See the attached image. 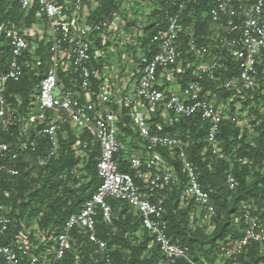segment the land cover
Masks as SVG:
<instances>
[{
	"label": "built area",
	"instance_id": "obj_1",
	"mask_svg": "<svg viewBox=\"0 0 264 264\" xmlns=\"http://www.w3.org/2000/svg\"><path fill=\"white\" fill-rule=\"evenodd\" d=\"M159 1L151 0V11ZM162 1L165 25L150 39L154 53L141 56L140 64L133 62L127 82L120 87H108L103 81L96 92L94 80L101 78L96 66L102 65L104 52L115 43L114 34L124 26L119 15L105 25L89 21L96 0H19L24 17L34 9V23L0 26L9 51L6 71L0 74V130L9 132L18 126L14 143L0 141V172L17 176L13 163L24 151L34 149L38 138L47 139L48 158L54 157L59 137L66 139L70 130L77 139L73 151L79 166L98 151L99 179L94 193L67 217L60 231L37 229L33 241L30 232L22 230L4 244L12 221L0 214V257L6 264H52L71 249L74 232L92 246L93 260L98 256L110 264L108 245L96 235L98 219L107 224L113 219L109 200L125 203L137 214L140 227L151 238L148 248H155L160 256L156 264L182 260L200 264L192 260L187 247L168 236L166 211L157 195L183 180L179 201L196 207L198 223L210 226L216 208L189 158L190 139L163 129L184 120L204 123V152L217 160L229 159L218 139L223 121L253 131L250 119L255 116L250 117L248 109L257 105L264 116V0H210L203 13L208 34L204 41L193 24L196 0ZM105 40L113 43L96 46ZM233 69L235 74H228ZM25 72L38 78L37 94L33 107L21 112L19 97L10 101L6 93L7 84L19 82ZM187 72L195 78L185 82ZM202 81L218 84L230 96L219 98ZM128 130L135 138L133 148L126 143ZM171 162L178 164V172ZM226 184L230 189L236 185L230 173ZM232 222L243 225L242 236L220 244L219 255L235 260L249 245L264 247V208L258 212L247 207ZM73 259L85 264L78 251Z\"/></svg>",
	"mask_w": 264,
	"mask_h": 264
},
{
	"label": "trees",
	"instance_id": "obj_2",
	"mask_svg": "<svg viewBox=\"0 0 264 264\" xmlns=\"http://www.w3.org/2000/svg\"><path fill=\"white\" fill-rule=\"evenodd\" d=\"M121 1L96 0L97 7L90 10L89 21L109 25L114 14L117 16L122 14ZM209 1L196 0L197 5L193 4L195 11L193 24L203 41L208 35L207 19L203 13L207 12L206 5ZM156 4V8L146 15L144 25L136 29L133 45L126 46L136 64L141 63V56L149 58L154 53L155 49L149 44L150 39L164 28V13L161 11V7L164 6L163 1L160 0ZM7 22L15 23L20 27L30 26L34 23V9L24 17L19 8V0H0V26ZM191 23L188 19L186 25L190 26ZM131 27H134L133 24H127V28ZM103 44L101 45L98 41L96 46L98 48L109 47L111 42L105 40ZM138 49L140 56H137ZM8 57L7 42L0 36V74L6 71ZM96 68L101 78L94 80L95 92L104 81L101 64ZM228 74H235V70L229 71ZM194 78L191 72H187L184 81ZM202 82L206 89L216 93L219 98L225 100L230 96V93L220 89L218 84ZM37 83L38 78L33 73L25 72L19 82L7 84L6 96L13 101V96L17 95L21 100V112L28 111L30 110L28 108L33 107L37 94ZM248 103L247 99L242 105L246 106ZM230 108V113L236 111L233 106ZM248 115L252 118L255 116V119H250L252 132L240 130L229 121H223L220 125L218 139L221 142V148L229 155L228 160H217L204 152L206 125L197 119L184 120L163 129V133L179 134L190 139L192 145L189 158L196 166L199 180L216 208V217L212 220V224L215 225L214 235L206 241L203 238L199 240L196 231L201 229L195 217L196 207L192 203L183 206L179 201L183 180L180 181L179 186L157 195L163 200L166 211L168 236L176 244L187 247L192 260L200 264H215L212 259L224 258L218 254L219 245L240 239L243 225H235L232 222L233 217L241 215L247 207L251 211L258 212L264 208V116L260 115L257 105L248 109ZM17 130L16 125L11 127L9 132L0 130V141L14 143ZM130 133V130L126 131V137ZM86 136L84 135L83 138H87ZM30 138H33L32 135ZM76 140L75 135L68 130L66 139L59 137V148L56 155L48 158L49 143L45 138H38L35 148L24 151L13 163L18 169L17 176L11 177L0 172V214L6 215L12 221L3 239L4 244L14 239L22 230L30 232L29 237L32 241V234L37 229L60 231L67 217L78 212L82 203L94 193L99 185V179L96 176L98 157L96 149L82 163L83 168L80 172L82 183L79 181L78 187H70L71 184L78 182L68 174L80 163L73 151ZM36 157L46 160L45 165L37 167V172H35V167L31 168L29 164V160L32 158L35 160ZM237 159H242L243 162H238ZM171 163L177 167L178 172V164ZM123 170L128 171L126 167ZM228 173L234 177L236 182L233 189L226 184ZM109 203L113 219L110 224L98 219L96 235L108 245L110 264H156L160 259L158 251L155 248H148L151 238L140 227L134 210L122 202L109 200ZM71 246L62 259L52 264H75L74 251L82 255V261L85 264H105L98 256L94 257V260L90 257L93 254V248L82 234L78 235L74 232ZM126 252H128L127 255ZM224 260L227 264H264V247L252 244L245 247L235 260L226 258ZM0 264H6L2 257H0ZM178 264L188 263L182 260Z\"/></svg>",
	"mask_w": 264,
	"mask_h": 264
},
{
	"label": "rangeland",
	"instance_id": "obj_3",
	"mask_svg": "<svg viewBox=\"0 0 264 264\" xmlns=\"http://www.w3.org/2000/svg\"><path fill=\"white\" fill-rule=\"evenodd\" d=\"M121 2L122 6L120 11H122V14L118 16V20L122 22L124 26L122 27V30H119L114 34L113 41L115 43L111 42V44L113 43L112 48L104 52L101 65L102 77L104 78L105 85L109 87V84H112V86H115L116 88L120 87L123 82H127L130 69L133 67V59L126 46L133 45L132 43L134 42V39L132 36L136 34V29H138L139 26L144 25L146 15L151 11V0H122ZM122 16L124 18H122ZM127 24H133L134 27L127 28ZM137 56H140L139 49L137 50ZM126 143L133 148V145L136 144L135 138L128 136ZM29 162L30 167H35V172H37V167L45 165L46 160L36 157L35 160L32 158ZM82 168L83 165H77L69 171L68 174L78 181L76 184H71V188L78 187L80 182L82 183V180H80V172ZM35 172H33V174H35ZM197 225L201 229L196 231L199 240L204 239L206 241L214 235V224L207 226L197 222ZM127 254L128 252H126V255ZM212 260L215 264H227L225 263L224 258L221 257H215Z\"/></svg>",
	"mask_w": 264,
	"mask_h": 264
}]
</instances>
